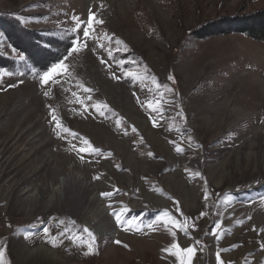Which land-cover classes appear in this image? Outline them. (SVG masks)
I'll return each mask as SVG.
<instances>
[{"label": "rangeland", "instance_id": "374dc122", "mask_svg": "<svg viewBox=\"0 0 264 264\" xmlns=\"http://www.w3.org/2000/svg\"><path fill=\"white\" fill-rule=\"evenodd\" d=\"M263 9L264 0H0L8 264H180L188 248L189 264H264V41L192 36ZM6 17L45 53L16 34L23 50L14 47ZM47 52L49 66L36 67L32 55Z\"/></svg>", "mask_w": 264, "mask_h": 264}, {"label": "trees", "instance_id": "16d2710c", "mask_svg": "<svg viewBox=\"0 0 264 264\" xmlns=\"http://www.w3.org/2000/svg\"><path fill=\"white\" fill-rule=\"evenodd\" d=\"M4 32L8 41L17 49L23 50L21 45L16 42L14 35H19L21 40L26 41L28 44L29 49H35L36 54L43 55L45 53L43 45L41 46L36 40L29 34H27L16 21L12 18L6 17L4 18ZM13 22V23H12ZM7 27V28H6ZM233 34H241L245 35L249 38H252L255 41H264V9L261 11H257L249 16L243 17H225V18H218L211 22H208L201 27L197 28L192 32V36L194 38L205 40L208 38H215V37H222V36H229ZM29 36V37H28ZM32 43H36L37 45L34 47ZM20 46V48H19ZM60 46V45H59ZM57 58H54L55 61H59L64 56V52H61ZM23 52V51H22ZM26 54L29 52L26 50ZM48 58H39L33 56L31 57V61L34 62L36 67L45 65L44 68L46 69L49 66V61L52 60L51 53H48ZM54 63V62H53ZM2 65V64H0Z\"/></svg>", "mask_w": 264, "mask_h": 264}, {"label": "snow or ice", "instance_id": "6c2138e0", "mask_svg": "<svg viewBox=\"0 0 264 264\" xmlns=\"http://www.w3.org/2000/svg\"><path fill=\"white\" fill-rule=\"evenodd\" d=\"M94 19H95V17H93L92 19L89 20V28H91L92 21H93ZM100 23L102 24L103 21H100ZM83 36H84L85 39L89 36V31H88V29H85V30H84ZM78 45H79V39L74 40V41H73V47L71 48V51H69V52L67 53V55H71L73 52L79 51V46H78ZM66 58H67V56H65V59H66ZM21 59H23V57H21ZM63 68H64L63 61H61L60 63L53 64L52 67H51V70H50V71H46V72L44 73V75H43V80H44V82L47 83V82L49 81V79H50L53 75L59 74V73H60V70L63 69ZM170 79H171V77H170ZM150 107H152V105H150ZM53 119H55V117H53ZM102 195L107 196V195H109V194H108V193H102ZM165 215H167V213H165ZM116 219H117L118 222H121V221H120V216H119V215L116 216ZM217 227H219V225H217ZM85 231H87V230L85 229ZM44 232H45L46 235L49 234V229L45 228V229H44ZM89 235H91V234L89 233ZM51 242H52L53 244H55V239H53ZM117 243H119V241H117ZM89 247H91V245H90ZM186 254H187L188 259L185 260V259L183 258V256H182V257H181L180 264H189V261L191 260V257H192V255H193V249H192V248H188V249L186 250ZM177 255H179V253H177ZM0 264H8V262L5 260V252H4L3 249H0Z\"/></svg>", "mask_w": 264, "mask_h": 264}]
</instances>
